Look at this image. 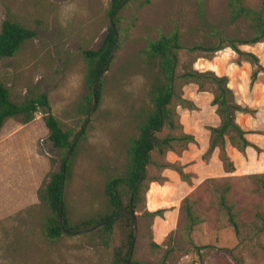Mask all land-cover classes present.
Returning a JSON list of instances; mask_svg holds the SVG:
<instances>
[{
    "label": "rangeland",
    "instance_id": "374dc122",
    "mask_svg": "<svg viewBox=\"0 0 264 264\" xmlns=\"http://www.w3.org/2000/svg\"><path fill=\"white\" fill-rule=\"evenodd\" d=\"M108 1L0 0V22L8 17L35 32L13 56L0 59V82L16 103L26 98L32 86L44 92L51 115L71 136L84 118L78 105L84 92L86 68L81 52L99 47L110 23ZM260 2L264 4V0H243L250 7ZM122 4L116 45L99 77V100H94V107L74 141L70 177L62 188L65 212L75 220L102 210L103 182L108 175L121 173L128 139L136 132L134 113L141 106H149L148 80L154 69L144 65L137 56L138 50L148 40L177 29L183 48L178 52L176 72L207 70L208 60L213 63V73L227 75L236 100L247 109L237 121L248 129V140L256 149H245L241 152L243 158L229 156L235 164L234 174L221 177L217 176V149L213 150L216 157L210 161L212 152L202 159L205 148L201 149L198 143L177 148V153L186 150L183 157L188 161L184 165H190L185 170L188 177L191 169L198 173V177L193 175L196 179L189 187L176 185L178 173L173 167H182L176 161V150L161 157L153 154L155 162L164 163L165 167L147 166L141 202L134 212L136 233L131 257L134 264H264V231L255 234L245 226L251 206L262 205L246 175L264 173V76L258 74L251 82L250 73L255 66L249 63V69L245 68L241 64L243 58L224 46L228 39L242 51L254 46L262 67L264 39L238 43L249 39L252 30L241 18L228 20L226 0H125ZM194 44L221 48L214 52L185 49ZM177 82L181 97L191 104L188 107L177 104L176 98L171 100L180 124L178 131L196 132L197 128L211 126L215 119L209 107L211 83L204 81L198 87L195 82L180 78ZM253 132L259 136L252 135ZM203 137L197 133L198 142ZM61 156L62 151L48 139L40 110L26 123L19 115L3 121L0 264H112V249L120 240L118 225H114L106 245L87 232H64L57 239L45 235V222L51 211L38 199L37 191L48 181L49 174L58 169ZM209 176L218 183H229L227 199L241 208L242 225L237 236L211 204L210 187L203 181ZM185 194L199 218L188 235L180 232L177 220L179 201ZM156 208L163 209L161 216L150 218L144 214Z\"/></svg>",
    "mask_w": 264,
    "mask_h": 264
},
{
    "label": "trees",
    "instance_id": "16d2710c",
    "mask_svg": "<svg viewBox=\"0 0 264 264\" xmlns=\"http://www.w3.org/2000/svg\"><path fill=\"white\" fill-rule=\"evenodd\" d=\"M125 0H109L107 15L111 17L105 34L99 47L95 50L87 49L81 52L86 62L83 78L84 92L78 103L86 122L92 100L97 102L101 92V80L98 78L103 72L115 39L117 40L118 15ZM142 1V0H141ZM147 1V0H143ZM227 17L230 22L238 18L243 19L252 30V36L246 40L238 41L239 44L254 43L264 39V4L260 2L256 7L243 4V0H226ZM35 32L5 17L0 22V59L13 56L23 43L33 37ZM116 35V36H115ZM224 46L232 49L238 56L248 61L255 69L250 73L252 82L256 73L264 68L258 62V58L251 52L237 48L232 39L225 40ZM179 42L177 29L162 33L158 37L148 40L144 47L138 50L137 56L145 66L154 69L148 80L149 106H141L135 111L136 132L128 139L126 156L121 173L108 175L102 186L103 208L91 215L81 216L72 220L65 212V204L62 199L63 184L69 179L71 173V158L76 144H72L76 135L82 128L71 134L62 130L49 111L47 96L32 86L26 93L22 102H12L6 87L0 82V128L7 117L19 115L24 123L33 118V114L39 111L43 115L47 129L48 139L52 145L62 151L58 169L49 174L48 181L37 191L38 199L51 211L45 222V235L51 239H57L61 233L87 232L95 234L103 244H107L112 237L114 225H118L120 240L113 247L111 254L112 264H125L132 239V215L138 210L141 202V193L147 178V166L150 164L165 167L164 163H157L155 156L161 157L166 152H174L177 148L185 149L188 144L195 143L192 134L180 129L176 121L175 109L171 106V100L176 98L177 104L191 106L188 100L180 95L177 80L192 81L198 87H202L204 81L211 83L210 105L214 106V113L218 123L214 126H206L208 131L207 146L201 154V158L207 157L214 149H217V158L223 172H232L234 166L225 152L224 145L228 144L239 152L252 145L245 137L244 130L234 121V111H247L233 101L231 89L227 86L224 75H216L210 70L197 71L193 69L183 70L177 73L178 52L182 49ZM220 45L201 46L194 44L186 47L187 51L203 49L214 52L220 49ZM97 79V80H96ZM96 83L93 85L94 81ZM176 131V132H175ZM70 147V149H69ZM69 149V150H68ZM180 179L189 182L188 175L181 171L180 167H173ZM246 178L251 180L253 190L261 199V206L252 205L249 221L245 226L253 229L255 234L264 231V173H250ZM208 184L212 193L214 210L220 214L233 233L240 234L241 208L236 203L227 199L230 185L227 182L218 183L212 177L203 180ZM60 202V216L58 218V205ZM162 208L144 211V214L152 218L160 215ZM177 220L180 222V232L188 235L199 223V218L191 208L188 197L183 196L177 209ZM153 244V243H152ZM130 257L128 264H134Z\"/></svg>",
    "mask_w": 264,
    "mask_h": 264
},
{
    "label": "crops",
    "instance_id": "0c3cea01",
    "mask_svg": "<svg viewBox=\"0 0 264 264\" xmlns=\"http://www.w3.org/2000/svg\"><path fill=\"white\" fill-rule=\"evenodd\" d=\"M253 48H254V46H248L247 47V49L246 50H248L247 52H251V53H253L257 58H258V62H261L262 61V59L260 58V54H258V53H256L255 51H253ZM205 63H208L209 65H205V69H207V70H210V71H212V70H214L213 68H212V61H208V60H205ZM205 63H203V65L205 64ZM241 64L243 65V66H245V68H248V67H246L248 64H249V62L248 61H246V60H244V59H242L241 60ZM261 64V63H260ZM262 67L264 68V64L262 65ZM249 69V68H248ZM213 72V71H212ZM221 74H226V73H221ZM246 74H247V70H246ZM258 74H262L263 76H264V74H263V72L261 73V71H258L257 73H256V76H258ZM217 75V74H216ZM225 77L227 76V75H224ZM256 76H255V78H256ZM255 78H254V80H255ZM227 79V78H226ZM253 80V81H254ZM226 84H227V86L231 89V91H232V95H233V101L236 103V104H238L239 106H241L240 104H239V102L236 100V98H235V91L232 89V87L229 85L230 84V82H229V79H228V82H226ZM209 103H210V101H209ZM210 107V110H213L214 111V106H209ZM241 107H244V106H241ZM244 113H245V111H234V121L239 125V127L242 129V130H244V137L248 140L249 138H248V135H250V133L248 132V129L247 128H245V127H243L240 123H238V121H237V119H238V117L239 116H244ZM215 114V113H214ZM218 123V118H217V116H216V114H215V119H214V121H213V124H211V126H214V125H216ZM195 131V130H194ZM194 131H192L191 130V132H189L190 134H192L193 135V137H194V139L196 140V144H193V143H190V144H188L187 146H188V148H190V146L192 145V146H197V143H198V145L200 146V148L201 149H203V148H206V146H207V137H208V131H207V129L206 128H203V129H200V128H197L196 129V132H194ZM197 133L198 134H200V133H202L203 135H204V137L200 140V142H198V139H197ZM252 135H254V136H259V134H257V132H253L252 133ZM249 141V140H248ZM250 142V141H249ZM249 147H252V146H247V147H245L244 148V150L245 149H247V148H249ZM224 149H225V151H226V154L228 155V157L230 156V158H231V156L233 155V156H235L236 157V159H239L240 157H242L243 158V156H242V153L241 152H239V151H237L236 149H234L233 147H231L229 144H228V142L226 141L225 142V145H224ZM186 150H184V151H181V152H179V153H177L176 154V161H178V163H179V165H181L182 167H181V170H182V172H184L185 173V170L187 169V168H189V166L190 165H184V164H186V162H188L186 159H184V157H183V154H184V152H185ZM237 156H239V157H237ZM216 157V155H215V151H212V153L210 154V159H208V160H213L214 158ZM209 158V157H208ZM248 158V157H247ZM244 161H245V159H244ZM236 163L238 162L237 160L235 161ZM217 165H218V169H217V172H218V174H217V176H221V177H223V176H229L231 173L232 174H234L233 173V171L232 172H223L222 171V169H221V166H220V163H219V161L217 160ZM234 167H235V164H234ZM193 168V167H192ZM184 170V171H183ZM235 170V169H234ZM176 174H177V172H176ZM193 175H196L197 177H198V173H197V170L196 169H191V175L188 177V179H189V182H185V181H182L181 179H180V177L178 176V174L176 175V185H179V186H182V184H185L187 187H189V186H191V183H193V181L196 179ZM210 177V176H209ZM186 194H188L187 192H186ZM185 194V195H186Z\"/></svg>",
    "mask_w": 264,
    "mask_h": 264
},
{
    "label": "water",
    "instance_id": "95a60500",
    "mask_svg": "<svg viewBox=\"0 0 264 264\" xmlns=\"http://www.w3.org/2000/svg\"><path fill=\"white\" fill-rule=\"evenodd\" d=\"M110 19H111V17H110ZM115 36H116V35H115ZM115 45H116V39H115V44H114V46H113V48H112V50L110 51V54H109V56H108V59H107V62H106V65H105V68H104L103 72L105 71V69H106V67H107V65H108V62H109L110 57H111V55H112V52H113V50H114V48H115ZM103 72H102V73H103ZM102 73H101V74H102ZM101 74L99 75V77L101 76ZM99 77H98V78H99ZM96 80H97V79H96ZM96 80L94 81L93 85L96 83ZM93 107H94V98H93V100H92L91 111H92ZM91 111H90V112H91ZM80 131H81V129H80ZM80 131L78 132V134L80 133ZM78 134H77V135H78ZM75 139H76V137H75ZM75 139L72 141L71 145L74 143ZM69 149H70V147H69ZM69 149H68V150H69ZM130 214L132 215V239H131V244H130L129 251H128V255H127V261H126L125 264H128V261H129V259H130V257H131L132 245H133V241H134V237H135V233H136V228H135V216H134V213H130ZM59 216H60V202H59V205H58V218H59Z\"/></svg>",
    "mask_w": 264,
    "mask_h": 264
}]
</instances>
